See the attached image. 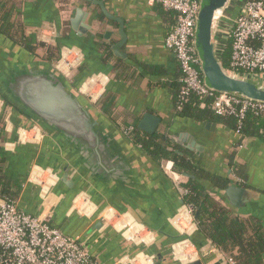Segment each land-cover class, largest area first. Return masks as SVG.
Here are the masks:
<instances>
[{"label":"crops","instance_id":"obj_1","mask_svg":"<svg viewBox=\"0 0 264 264\" xmlns=\"http://www.w3.org/2000/svg\"><path fill=\"white\" fill-rule=\"evenodd\" d=\"M5 1L0 0V8L11 12L12 20L23 24L24 34L36 47L33 53L52 65L59 53L67 55L66 59L73 67L65 74L78 90L92 76L105 77V95L98 108L117 128L126 134V129H132L133 124L138 127L147 113L160 118L161 123L155 134L162 135L177 153L191 161L197 169L195 175L198 184L233 216L245 222L256 221L264 231V135L244 138L218 119L221 117L198 121L176 113L174 99L181 70L174 55L165 46L166 36L175 26L173 22L176 20L177 23L174 15L166 14L167 11L161 6H150L148 0H94L102 2L110 15L124 22L126 41L119 48V53L125 54L126 58H122L114 51V47L122 41L120 23L108 19L98 4L88 0ZM79 8L82 14L75 30L72 21L76 19ZM40 37H51L53 41L46 45ZM227 44L226 38L223 50ZM50 50H55L56 57L48 59ZM12 115L13 110L8 107L0 125V158L6 160L4 173L10 185L19 192L17 201L20 207L30 214H39L43 211L41 189L31 180L33 170L54 168L63 159L58 147L49 138H44L40 144L18 145L16 131L25 127L8 131V120ZM128 138L135 143L132 135ZM156 164L153 171L150 166L151 174L147 179L150 199L146 203L153 204V207H148L152 222L168 231L172 226L177 231L175 236L192 237V241L186 239L172 245L174 259L173 250L176 249L181 258L178 250L181 247L184 249L181 261L176 260L175 264L198 261L227 264L230 258L236 264L237 250L227 252L216 247L200 229L197 213H194L197 232L193 231L192 226L189 231L182 228L181 223L188 220L184 195L166 173L163 167L165 162ZM237 166L245 179L243 186L238 184L240 179L235 174ZM180 176L185 186L191 176ZM233 182L246 190L238 207L231 206L226 197V190ZM57 191V196L62 199L54 204L53 226L67 235L85 238L92 255L102 264H116L124 256H129L122 253L124 250L117 241L120 232L114 228L130 220L119 214L129 209L116 207L101 192L90 193L91 201L87 204L82 189L72 191L62 185ZM181 198L184 204H181ZM110 206L119 213L114 211L111 222L106 223L104 229L94 231L86 240L87 234L99 220L106 221L104 215L109 212ZM143 231L151 232L148 229ZM151 234L154 236L153 232ZM193 249L199 257L185 259Z\"/></svg>","mask_w":264,"mask_h":264},{"label":"water","instance_id":"obj_2","mask_svg":"<svg viewBox=\"0 0 264 264\" xmlns=\"http://www.w3.org/2000/svg\"><path fill=\"white\" fill-rule=\"evenodd\" d=\"M88 1L98 4L108 19L120 23L122 41L114 47V51L116 55L126 58L125 54L119 53V48L126 41L123 20L110 15L102 2ZM239 1L199 2L195 47L203 80L212 92L264 103V74H234L221 63L227 32ZM81 14L82 10L77 9L76 19L72 21L75 30L78 29L77 22ZM79 30L82 32V28ZM8 107L13 110L8 120V131L14 132L19 126L26 129L38 126L45 138L55 143L63 159L54 168L40 167L56 179L46 201L42 200V205L46 203L55 208L54 204L62 199L57 196V190L62 185L72 191L82 189L87 204L91 201L90 193L101 192L116 207L129 209L119 213L115 207H108L112 216L117 211L120 216L130 219L125 221V225L114 227L120 232L117 241L124 250L122 253L129 255L124 257L133 261L138 256H144L151 258L152 264H175L176 260L181 261L182 257L177 256L176 249L173 250V258L172 245L186 239L192 241V237L175 236L176 230L170 224L169 231L155 226L148 210L153 204L146 203L150 199L147 186L150 166L153 171L157 167L156 162L82 95L51 62L0 33V125ZM160 123V118L147 113L138 127L153 135ZM244 195L246 190L234 182L226 190L231 206L238 207ZM181 204H184L183 199ZM198 216L199 213L196 218ZM53 217L48 220L51 221ZM104 217L106 221L99 220L87 234L86 240L94 231L104 229L106 223L111 222L107 214ZM145 229L154 233L153 240H139L138 234ZM197 230L195 222L193 231ZM84 239L81 238L82 241ZM192 264L204 263L198 261Z\"/></svg>","mask_w":264,"mask_h":264},{"label":"built area","instance_id":"obj_3","mask_svg":"<svg viewBox=\"0 0 264 264\" xmlns=\"http://www.w3.org/2000/svg\"><path fill=\"white\" fill-rule=\"evenodd\" d=\"M199 2L200 0H148L150 6L158 5L177 14V23L168 32L165 46L174 55L181 70V98L195 95L201 100L202 107H205L206 101L210 99L216 116L236 118L239 129L249 113L264 116V103L215 93L205 86L195 47ZM40 39L46 45L53 41L51 37ZM227 39L231 41L230 68L226 69L227 71L244 75L264 74V0L238 2ZM66 56L62 52L61 58L54 66L68 77L65 72L68 74L73 64ZM105 88V77L95 75L82 85L79 92L98 107L105 95ZM131 133L132 130H129L126 135L131 137ZM16 134L18 145L40 144L45 138L38 126L30 129L18 128ZM163 167L176 188L182 195H186L182 176L174 171L172 162H165ZM31 180L40 186V196L45 202L56 179L48 171L39 168L38 171L33 170ZM42 207L41 213L30 214L20 207L17 200L0 198V264H102L92 255L90 248L80 237L67 235L51 224L48 218L53 216L52 206L44 203ZM186 211L188 220L181 223V226L185 231H189L191 226L195 227L194 211L189 206H186ZM152 237L149 231H141L138 234L139 240H150ZM182 251L184 249L181 247L178 250L180 257ZM194 256L199 257L193 249L185 259H194ZM116 264H152V260L138 256L130 261L128 257H124ZM227 264H234V260L230 258Z\"/></svg>","mask_w":264,"mask_h":264},{"label":"trees","instance_id":"obj_4","mask_svg":"<svg viewBox=\"0 0 264 264\" xmlns=\"http://www.w3.org/2000/svg\"><path fill=\"white\" fill-rule=\"evenodd\" d=\"M5 2H9V0ZM166 14H172L177 19V14L174 12L167 11ZM12 19L13 14L11 12L5 10V8H0V32L20 46L34 52L36 47L31 44V41L24 34L23 24L18 20L14 21ZM173 23L176 25V20ZM230 47L231 41L228 40V44L221 54V63L225 69L230 68ZM55 55V50H50L48 59L53 58ZM59 55L61 56L60 53ZM60 56H58L54 64L59 61ZM182 88V75L180 74L178 90L174 99L175 111L178 115L188 116L198 121H211L218 118L212 109V101L210 99L206 101L205 107H202L201 100L195 95L185 99L181 98ZM218 119L232 127L236 132L239 131V134L244 138L264 135V116H256L253 113H249L239 129L237 119L234 117H221ZM131 127L133 128L126 129V131L132 130L131 135L134 137L135 143L152 159L158 163L170 161L174 166V171L191 176L185 186H183L187 190L186 195H184V202L192 208L195 214L199 213L197 218L198 225L216 247L227 252H232L236 249V264H264L263 228L256 221L245 222L233 216L224 205L209 195L203 186L198 184L195 175L196 167L185 155L182 156L177 153L175 147L168 140L163 139L162 135L147 134L139 130L137 124H133ZM5 163V158H0V198L14 201L18 199L19 192L10 185V181L6 178L4 173ZM235 174L240 179L238 184L243 186L245 179L242 178L238 166ZM204 176L207 175L204 174Z\"/></svg>","mask_w":264,"mask_h":264},{"label":"bare ground","instance_id":"obj_5","mask_svg":"<svg viewBox=\"0 0 264 264\" xmlns=\"http://www.w3.org/2000/svg\"><path fill=\"white\" fill-rule=\"evenodd\" d=\"M107 218L109 219V220H112V215H111V213H107Z\"/></svg>","mask_w":264,"mask_h":264},{"label":"rangeland","instance_id":"obj_6","mask_svg":"<svg viewBox=\"0 0 264 264\" xmlns=\"http://www.w3.org/2000/svg\"><path fill=\"white\" fill-rule=\"evenodd\" d=\"M111 221V220H110Z\"/></svg>","mask_w":264,"mask_h":264}]
</instances>
